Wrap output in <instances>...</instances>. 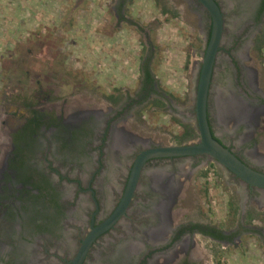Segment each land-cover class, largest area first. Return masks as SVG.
I'll use <instances>...</instances> for the list:
<instances>
[{"label": "rangeland", "instance_id": "374dc122", "mask_svg": "<svg viewBox=\"0 0 264 264\" xmlns=\"http://www.w3.org/2000/svg\"><path fill=\"white\" fill-rule=\"evenodd\" d=\"M219 1L224 26L210 89V118L218 136L233 135L234 139L238 135L236 143L253 148L255 157L264 162V102L253 103L243 84L244 67L249 66L264 92V24L252 39L255 45H246L245 26H232L243 9L235 0ZM119 2L122 18L114 11ZM244 3L247 7L248 1ZM209 26L208 15L197 0H0V175L13 152L9 122L25 114L15 103L36 101L40 88L51 91L55 100L43 107L51 106L57 113L63 110L64 122L70 125L95 113L101 116V125L107 108L117 110L125 103L129 111L121 112L118 139L131 151L148 144H179L177 140L190 131L198 135L194 101ZM146 57L157 92L137 104L140 67ZM234 57H243L238 84L230 62ZM130 98L133 101L127 103ZM213 98L218 105L216 116ZM76 144L83 145L82 135ZM188 170L180 180L179 193L164 202V213L174 224L198 221L227 232L238 230L230 243L191 235L188 244L201 254L191 264H264L263 203L254 197L244 205V192H240L244 184L228 183L232 176L215 160ZM253 193L263 198L264 189ZM30 219L31 228L46 222ZM21 232L19 238L28 234ZM117 234V230L110 233ZM39 240L20 244L21 258L32 254L31 242ZM12 246L17 253L16 245ZM162 258L166 257H157L155 263L165 264Z\"/></svg>", "mask_w": 264, "mask_h": 264}, {"label": "flooded vegetation", "instance_id": "af4514ba", "mask_svg": "<svg viewBox=\"0 0 264 264\" xmlns=\"http://www.w3.org/2000/svg\"><path fill=\"white\" fill-rule=\"evenodd\" d=\"M215 1L222 11L221 2ZM247 1L248 5L244 7L245 5H242L245 4L244 0H235L236 6H241L243 10L240 11L241 15L232 20V26L240 25L238 29L245 26L242 34H247V40L244 43L254 46L255 42L252 39L264 24V0ZM120 2L114 8L117 18L123 16ZM204 11L210 22L209 14L205 9ZM238 29L236 31L240 32ZM245 44H243L244 48L247 47ZM220 51L219 49L218 52ZM242 58L239 57L240 61L236 57L230 58L236 73L234 78L236 84L240 81L238 77L242 73V66L244 67ZM148 64L150 67V60ZM244 68L246 73L243 84L248 91L249 99L255 104L264 102V92L253 76V70L249 66ZM152 77L154 79L153 74ZM142 79L141 71L138 91ZM153 85L156 90L155 81ZM210 89L208 117L213 135L247 165L264 172V162L255 157L253 148L236 143L238 135L233 139L231 137L233 135L225 134L226 139L216 134L209 114ZM233 93L235 100L237 97ZM50 94L51 91L40 88L36 93V101L13 102L18 104L25 114L17 117L15 122H9L13 152L4 168V173L0 175V264H70L82 239L92 226L107 218L116 207L136 156L144 149L155 146L150 144L135 146L131 151L124 146V141L123 145L120 144L118 136L121 132L118 123L122 120L121 112L129 111L125 103L117 110L107 108L106 115H102L101 125V116L97 113L93 118H86L84 123L70 125L64 122L66 120L63 110L57 113L51 106L43 107L55 101ZM132 101L130 98L127 103ZM134 102L142 103L139 102V98ZM217 106L213 98L215 116ZM37 117L40 124L35 132L29 135L27 133L29 137L27 135L24 137L27 141L32 139L30 145L25 146L22 138L23 130L30 120L36 121ZM214 120L218 123L217 117H214ZM71 126L75 127L71 128ZM74 129L77 131L75 136ZM18 133L21 134L19 141L24 151L23 156L15 154L17 147L13 138ZM79 135L83 137V145L78 147L76 140ZM208 160L213 161L205 154L157 157L147 160L141 168L137 187L125 212V214L131 212L133 217L129 214L126 218L124 214L121 217L124 219L122 222L120 219L106 232L96 236L81 264H153L158 262L157 257H166L161 259L165 264H191V261L201 259V254L195 252L194 247L188 244L191 235L200 234L219 243H230L237 238L238 230L227 232L219 226L198 221L174 224L170 215L164 213L165 204L172 200L174 194L179 193L181 179L189 173L188 169H193ZM72 172L74 173L71 175ZM228 172L232 176L227 178L228 183L239 186L237 180H241ZM66 173L68 174L65 175ZM33 180L38 184L37 188L29 183ZM242 184L244 186L240 192H244L242 194L244 205L254 197L264 205V196L258 199L253 193L260 188L244 182ZM32 217H39L46 222L44 225H34L31 228L30 224L34 223L30 219ZM191 225H198L199 228ZM113 230H117L118 234L110 235ZM21 231L29 235L24 234L26 236L19 238L23 234ZM260 231L264 233L263 229ZM126 232L130 235L127 236ZM216 234L221 237L215 236ZM32 239L41 242L34 244L31 242L32 254L21 258L20 244L29 243ZM112 241L114 245L110 247ZM12 245H16L17 253L14 252Z\"/></svg>", "mask_w": 264, "mask_h": 264}, {"label": "water", "instance_id": "95a60500", "mask_svg": "<svg viewBox=\"0 0 264 264\" xmlns=\"http://www.w3.org/2000/svg\"><path fill=\"white\" fill-rule=\"evenodd\" d=\"M210 17V32L205 45L195 92L194 115L198 139L194 142L175 145H155L141 151L135 158L123 194L112 213L91 230L81 241V245L70 264H81L96 236L106 232L125 214L144 163L157 157H177L205 154L233 173L242 182L264 189V172L258 171L239 159L212 133L208 117V97L213 76L215 59L223 33V14L215 0H197Z\"/></svg>", "mask_w": 264, "mask_h": 264}, {"label": "trees", "instance_id": "16d2710c", "mask_svg": "<svg viewBox=\"0 0 264 264\" xmlns=\"http://www.w3.org/2000/svg\"><path fill=\"white\" fill-rule=\"evenodd\" d=\"M149 59L146 58L143 63L141 64V71L143 72V79H142V83H141V86H140V90L138 91V94H137V98H139V102H144L148 97H150L151 93H155L156 90L154 89V79L152 77V74H151V71H150V67H149ZM39 118L37 117V120H30L26 127L24 128V132L22 133V138L24 139V137H26L27 133L28 135L32 132H35V129L37 128V126L40 124L39 123ZM27 135V137H29ZM21 134L18 133L16 135H14V143L16 145V150H15V154L16 155H20V156H23V150L21 149L20 147V141H19V138H20ZM198 135L196 134V132L194 131H190L186 134V136L184 137H181L179 138L177 141L179 144H183L185 141H188V140H192L193 138L197 137ZM30 141H32V139L29 141H27L26 139L23 140V142L25 143V146H29L30 145ZM31 185L33 186H38V184L36 182H34V180L32 181ZM48 205V204H47ZM192 227L193 226H196L197 228H199L198 225H191ZM184 227V226H183ZM182 227V228H183ZM191 228V227H190ZM201 230V229H200ZM183 229H181L180 232H182ZM207 233V232H206ZM215 236H218V237H221V235L219 234H216Z\"/></svg>", "mask_w": 264, "mask_h": 264}]
</instances>
